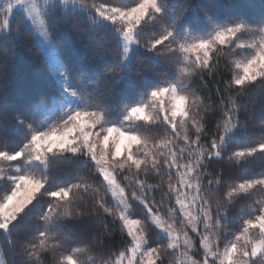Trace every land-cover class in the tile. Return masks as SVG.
<instances>
[{
    "label": "snow or ice",
    "instance_id": "6c2138e0",
    "mask_svg": "<svg viewBox=\"0 0 264 264\" xmlns=\"http://www.w3.org/2000/svg\"><path fill=\"white\" fill-rule=\"evenodd\" d=\"M73 32L88 55H65ZM29 46L53 86L30 84L23 102L0 87V234L20 257L13 264H46L49 253L52 264H164L169 252L176 264H264V197L240 215L238 231L226 223L229 206L264 192V173L232 181L208 171L264 154V136L229 151L247 131L241 111L264 114V0L259 16L222 13L216 0H0V84ZM257 84L254 107L238 103ZM217 109V131L206 135ZM149 173L159 183H147ZM101 216L129 238L118 252L97 236L83 244L73 230L80 222L91 233ZM99 225L107 234L109 224Z\"/></svg>",
    "mask_w": 264,
    "mask_h": 264
},
{
    "label": "trees",
    "instance_id": "16d2710c",
    "mask_svg": "<svg viewBox=\"0 0 264 264\" xmlns=\"http://www.w3.org/2000/svg\"><path fill=\"white\" fill-rule=\"evenodd\" d=\"M194 2L198 3L199 0H194ZM216 3L219 6L220 11L225 14L231 12H246L252 16H259L260 14L261 0H216ZM84 48V41L76 33L73 32L65 37V55L72 57L77 52L82 55H88L84 52ZM39 55L40 54L38 50L30 46L21 48L18 52L15 53L14 59L9 64L8 71L5 74L6 78L3 80L2 84H0V87H4L7 89L10 98L18 102H23L25 92L28 86L36 81L45 82L49 88L53 86L52 81L50 79V71L47 63L42 60L36 59V57ZM231 58V55H229L222 59L221 67L223 68L227 60ZM228 76V73H224L221 75H217L216 79L226 80L228 79ZM205 79L207 80L209 78L205 76ZM195 86L199 90V93L202 97L208 95L207 90L202 89L198 81L195 82ZM220 86L222 87L223 85L221 84ZM260 95L261 89L259 85H253L252 87L246 89L245 93H243L238 98V103H240L242 106L247 105L249 108H253V101H255ZM213 101L215 103H218V101H216L215 96H213ZM218 115L219 109H217L215 117H208V132L206 133V135H210L211 133H215L217 131L215 128V123ZM241 119L246 124L247 131L246 133L237 136L236 140L230 145L229 151H234L249 146L253 142L259 141L260 138L264 136V124H261V121L264 120V114H262L258 109L251 111L247 115H245L242 110ZM12 146L13 145H9L10 148ZM221 169L224 170L223 174L225 180L239 181L253 176H259V174L264 173V154L257 152L254 156L248 157L245 163L239 165L228 164L226 162V159L224 162H210L208 165L209 172H219ZM70 172H73L71 166L59 170V174L64 176L65 178H69L68 173ZM83 174L89 177L90 182L94 181V177H92L91 172L85 171ZM141 178H143V173H141ZM159 181L160 177H154L151 173H149L147 183L154 185L159 183ZM121 182L126 183L123 180ZM95 183H97L98 185L99 182L95 181ZM224 188H226V185L224 186ZM224 188H221L220 191L223 192ZM213 195H218V193H213ZM160 197V192H154L149 194V199L151 200L155 198L157 203H160ZM261 197H264V192H261L257 189L254 190L251 196L241 198L239 202L236 203L234 206H229L231 208L230 219L226 222L228 224L229 233L236 232L239 230L240 215L242 213H247L248 206L253 203V200L259 199ZM88 203L90 205L91 201L89 200ZM164 203L174 204V200H165ZM109 206H112V201L110 199ZM134 211L138 218H144L143 212L139 208L134 209ZM35 214L36 213L34 212V215ZM100 219H102L105 223L109 224L107 234H105V229H103V227L99 225ZM111 219V217L101 216L96 222L97 227L91 233L86 230H83L80 227V222H74L76 226L73 230L78 234L83 244L88 243L90 236H97L101 237L104 241V244L109 246L108 251L118 252L128 242L129 238H127L124 234L120 232L118 223L116 225L111 224ZM27 231H29V229H23L21 231V235H23L24 232ZM148 231L152 237V240L161 243H166V240H163L160 236H157L156 229L153 230L152 228H149ZM13 238H16V230H14ZM71 246H82V244H72ZM153 246L155 245L153 244ZM0 251L2 253L4 264H13L14 260L18 261L20 259L18 254H13V252L8 248L7 244L5 243V237L2 234H0ZM90 254L97 253L93 251ZM174 258L175 253L169 252L165 256L164 264H173ZM45 261L46 264H52L53 256L51 253L46 256Z\"/></svg>",
    "mask_w": 264,
    "mask_h": 264
},
{
    "label": "rangeland",
    "instance_id": "374dc122",
    "mask_svg": "<svg viewBox=\"0 0 264 264\" xmlns=\"http://www.w3.org/2000/svg\"><path fill=\"white\" fill-rule=\"evenodd\" d=\"M241 39L247 41V40H249L250 38H249L248 36H247V37H246V36H242ZM239 58H240V57H239ZM177 227L179 228L180 225L178 224ZM156 230H157V232H159L158 229H156ZM190 235H192V234L190 233ZM194 239H195V237H194ZM221 247H223V242L221 243ZM176 255H177V254L175 253V258H174V262H173V264H176ZM0 264H4L1 251H0Z\"/></svg>",
    "mask_w": 264,
    "mask_h": 264
}]
</instances>
